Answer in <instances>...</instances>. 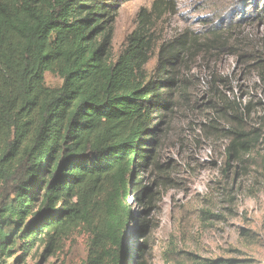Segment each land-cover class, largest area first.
<instances>
[{
  "label": "trees",
  "instance_id": "trees-1",
  "mask_svg": "<svg viewBox=\"0 0 264 264\" xmlns=\"http://www.w3.org/2000/svg\"><path fill=\"white\" fill-rule=\"evenodd\" d=\"M118 2L0 0L4 260L37 245L54 252L82 229L84 264H146L154 197L141 169L152 157L154 113L164 107L166 84L147 81L151 41L143 26L113 61ZM48 73L62 84L47 86ZM244 110L249 107L224 109L234 113L229 164L264 147V134L244 129ZM203 262L196 264H234Z\"/></svg>",
  "mask_w": 264,
  "mask_h": 264
},
{
  "label": "rangeland",
  "instance_id": "rangeland-1",
  "mask_svg": "<svg viewBox=\"0 0 264 264\" xmlns=\"http://www.w3.org/2000/svg\"><path fill=\"white\" fill-rule=\"evenodd\" d=\"M118 1L113 61L143 26L147 81L166 84L152 157L141 169L154 197L146 264H264V147L229 164L234 113H224L249 107L244 129L264 134V0ZM46 84L62 81L48 73ZM87 250L78 229L54 252L37 245L0 263L84 264Z\"/></svg>",
  "mask_w": 264,
  "mask_h": 264
}]
</instances>
